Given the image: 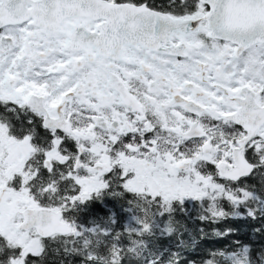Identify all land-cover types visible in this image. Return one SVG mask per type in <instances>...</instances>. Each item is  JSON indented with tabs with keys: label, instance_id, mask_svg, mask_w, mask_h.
<instances>
[{
	"label": "snow or ice",
	"instance_id": "snow-or-ice-1",
	"mask_svg": "<svg viewBox=\"0 0 264 264\" xmlns=\"http://www.w3.org/2000/svg\"><path fill=\"white\" fill-rule=\"evenodd\" d=\"M0 264H264V0H0Z\"/></svg>",
	"mask_w": 264,
	"mask_h": 264
}]
</instances>
